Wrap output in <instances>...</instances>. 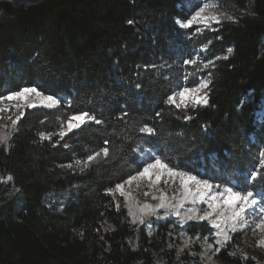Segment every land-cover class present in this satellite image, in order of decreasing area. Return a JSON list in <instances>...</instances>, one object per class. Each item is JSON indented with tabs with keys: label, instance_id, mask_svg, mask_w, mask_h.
<instances>
[{
	"label": "trees",
	"instance_id": "obj_1",
	"mask_svg": "<svg viewBox=\"0 0 264 264\" xmlns=\"http://www.w3.org/2000/svg\"><path fill=\"white\" fill-rule=\"evenodd\" d=\"M213 1L240 13L182 29L175 21L188 17L186 0H0V96L35 86L60 100L25 108L16 128L0 118L10 133L0 144V264H175L186 257L174 218L150 214L138 225L125 197L107 191L148 164L137 149L154 150L170 168L204 170L214 185L264 194V179H251L264 173V118L256 119L264 98V0ZM197 54V64H184ZM200 79L211 80L207 105L165 102ZM79 112L103 123L88 122L59 144L58 135L39 136L58 133ZM144 125L155 135L140 132ZM105 146L107 157L75 167ZM68 164L74 168L62 167ZM184 227L194 242L213 240L210 219ZM231 237L217 261L264 264L259 233L245 228Z\"/></svg>",
	"mask_w": 264,
	"mask_h": 264
},
{
	"label": "snow or ice",
	"instance_id": "obj_2",
	"mask_svg": "<svg viewBox=\"0 0 264 264\" xmlns=\"http://www.w3.org/2000/svg\"><path fill=\"white\" fill-rule=\"evenodd\" d=\"M215 3L204 2L200 7L196 8V10L186 19H176L175 23L182 29H189L194 24H203L205 27L209 26L210 21H219L221 19L220 16L208 12L207 10L210 7H216ZM207 13V14H206ZM229 20L235 19L234 17L227 16ZM129 24H132L133 21L129 20ZM200 31V29H197ZM207 48V45L204 46ZM228 53H232L233 49L228 48ZM227 59V57H224ZM200 59L199 54L195 58L184 60V64H197V61ZM212 61L209 60L203 66L205 68L212 65ZM151 67H156L152 65ZM211 84V80L203 79L197 85L192 88H182L179 92H175L172 95L168 96L165 101L168 104L175 105L176 108L185 107L187 108L189 104L193 106L196 105H207L209 103L208 91L209 85ZM137 88H140L141 85L137 84ZM177 97H179V102H177ZM15 102L13 104H9L7 102ZM60 104V100L53 95H46L44 92L39 91L37 87H23L18 91L9 92L6 96H0V113H5L11 110L12 107L19 110V114L16 115L15 119H12L11 116H8L7 119L11 121V125L13 128H16L18 122L25 115V108L31 109L37 106H44L47 108H54ZM123 115H127L124 113ZM160 113H157L159 116ZM3 118V117H0ZM184 120H191V116L185 115L183 117ZM88 122H94L96 124H101L103 121L98 120L94 115L89 112H79L75 113L71 116H68L66 121L61 124L60 131L58 133H45L40 132L39 136L41 139L51 140L53 135H58L59 140L56 141L57 144L60 143L67 133L72 132L73 130L80 129L83 125ZM66 125V126H65ZM7 127V125H5ZM139 131L142 133H148L149 135H155V129L149 127L148 125H144L139 128ZM10 133L3 132V129L0 128V144H6L9 138ZM104 144L107 145L108 141L105 140ZM64 147H68V145H64ZM150 153V157L152 158V162L145 164L142 171L137 172L134 176H130L127 181L123 184H117L115 189H108L109 192L119 191L121 195H125L123 189L125 184L131 185L133 181L138 180L141 177L148 176L150 170L159 169L160 172L154 173L156 175V179L160 180L161 176L167 173L169 177H178L180 180V187L182 189L183 199L193 198V202L196 199L201 201H206L208 205V209L210 211L206 212L202 216L195 215L196 209H190L189 211L193 213V215H188L186 217L187 220L198 219H210L211 223L214 225L216 229H218L215 234V244L218 247H214L212 244H208L207 247L213 250V255L219 253L221 248H225L232 237L228 235V232H236L237 225L240 228H246L249 224L248 220V212L247 210H251L252 212L256 211V207L259 206L258 213L253 217V223L255 227L253 228V232H259L262 234L261 238L257 241L258 245L264 246V194L262 193H254L251 190H237L239 185L233 186H221L214 185L209 180L200 179L199 177L192 175L190 172H186L183 170H177L175 168H170L168 164L164 163L160 156H156L151 154V150H145ZM101 155L107 157L109 155V148L107 146L101 148L99 151L93 152L91 155H88L84 160H78L75 162V167H78L80 171H84L92 162L96 161ZM261 160L260 164L264 166V150L260 152ZM62 167H67L69 169H73V164H68L66 166L62 165ZM257 178L264 179V173L262 171L257 170L251 173V179L256 180ZM11 180L12 177L9 176L7 178ZM19 191V189H16ZM147 195V194H145ZM161 203L156 205L158 208L165 207L164 196L159 197ZM183 206L182 203L180 205ZM118 207V206H117ZM141 213L145 212H153L155 209L150 205H144L139 208ZM179 215V211L176 212ZM215 215V219L212 217ZM143 222V221H141ZM221 222H231L227 229L221 228ZM209 237H204V241L207 242ZM239 251V249H237ZM231 256H236L237 252L229 253ZM246 255V254H243Z\"/></svg>",
	"mask_w": 264,
	"mask_h": 264
},
{
	"label": "rangeland",
	"instance_id": "obj_3",
	"mask_svg": "<svg viewBox=\"0 0 264 264\" xmlns=\"http://www.w3.org/2000/svg\"><path fill=\"white\" fill-rule=\"evenodd\" d=\"M204 2H209L210 4L215 3L213 0H186V4L188 6V12H189L188 17L196 10V8L200 7L201 4ZM207 11L214 13L220 16L221 18L222 16L233 17L239 12V11L236 12V11H231L228 9L221 8L218 5L216 7H210ZM213 22H218V21H210L209 25L210 23H213ZM194 25L204 26L203 24H194ZM188 88H192V87H188ZM46 95H50V94H46ZM176 99H177V102H179V97H177ZM7 103L13 104L15 102L13 101V102H7ZM13 109L15 108L12 107L11 110L8 112L0 113V117H6V119L8 116L12 117L11 112ZM136 152H138L141 157L142 156L145 157L148 160V163L152 162V158L150 157L149 152L145 151L144 149H137ZM151 154H154L157 156V153L154 150H151ZM159 172H160L159 169L150 170V173L148 176L141 177L138 180L133 181L131 185L125 184L124 189H123L125 195L123 196L125 197V200L127 202L131 217H132L131 211L136 216L140 215L139 212H136L134 210L136 206H141L146 203L155 209V211L153 212L142 213L141 214L142 218L138 221H135L134 218L132 217L133 222L140 225L143 223L141 221L144 220V217L149 216L150 214H153L155 219L174 218L175 222H177L179 224V227H181V230L178 234L174 233V239H177L180 242L179 243L180 252L184 250L187 253L186 257L183 254L178 255V259L176 260L175 264H221L219 261L216 260V257H215L216 254L213 255V250L207 247L208 244H212L214 247H218V245L215 244L214 236H213V240L209 238L207 242H205L204 239L202 240V239H198V237H195L194 239L196 240V242H194L191 239V237H189L185 233L184 226L189 221H191V220H187L186 217L188 215H193V213L190 212L189 210L195 208L197 210L195 215L202 216L206 212L210 211V209H208L207 202L201 201L199 199H196L195 202H193V198L191 197L186 200L183 199L179 178L169 177L167 173L165 172V174L161 176L160 180H157L156 175L154 173L158 174ZM191 174L195 175L193 173ZM201 174L202 175H199V176L195 175V176L199 177L200 179L209 180L208 178H205L203 176V172ZM8 177H6L5 179V181L7 182L10 181L7 179ZM127 180L128 178L125 181ZM125 181H122L119 184H123ZM162 195L164 196L165 207L158 208L156 207V205H159L161 203V200L159 199V197H161ZM181 203L183 205L182 207L180 206ZM177 210L179 211V215L176 214ZM258 211H259V206L256 207L255 212H252L251 210H247L249 224L248 226H246V228H250L251 231H253V228L255 227L253 223V217L258 213ZM212 219H215V215L212 217ZM230 223L231 222H221V228L227 229ZM147 226H148V231H151L152 224L148 223ZM212 226H213L214 234H215V232L218 229H216L213 224ZM244 229L245 228H240L239 225H237V231H241ZM233 233L235 232L229 231L228 235L232 236ZM257 233L259 232L257 231ZM259 234L261 238L262 234L261 233ZM198 247L201 250L200 255H197L196 253ZM159 263L165 264L163 260L159 261Z\"/></svg>",
	"mask_w": 264,
	"mask_h": 264
},
{
	"label": "bare ground",
	"instance_id": "obj_4",
	"mask_svg": "<svg viewBox=\"0 0 264 264\" xmlns=\"http://www.w3.org/2000/svg\"><path fill=\"white\" fill-rule=\"evenodd\" d=\"M144 205H148V204L145 203V204H143L141 206H136L135 209L133 208L136 212L140 213V215H138V216L134 215L133 212L131 211V215H132V217L134 218L135 221H138V220H140L142 218V216H141L142 213L139 211V208L144 206Z\"/></svg>",
	"mask_w": 264,
	"mask_h": 264
}]
</instances>
